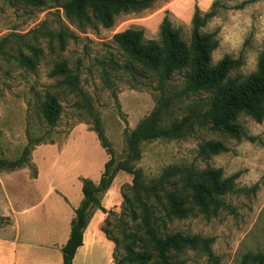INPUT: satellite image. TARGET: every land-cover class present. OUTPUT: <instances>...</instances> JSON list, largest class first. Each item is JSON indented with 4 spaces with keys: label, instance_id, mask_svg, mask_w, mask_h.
I'll list each match as a JSON object with an SVG mask.
<instances>
[{
    "label": "rangeland",
    "instance_id": "obj_1",
    "mask_svg": "<svg viewBox=\"0 0 264 264\" xmlns=\"http://www.w3.org/2000/svg\"><path fill=\"white\" fill-rule=\"evenodd\" d=\"M66 1L42 0L39 5L32 0H0V161L18 160L29 146L28 164L14 170L28 168L31 179L37 177L38 170L34 156L44 148L53 147L67 164L83 168L100 159L96 146L103 147L105 138L110 148L103 147L105 162L110 151L121 159L130 132L153 111L164 89L166 95H176L167 114L169 120L188 113L189 106L207 95L177 96L183 74L175 73L173 82L161 84L155 73L119 46L115 34L135 28L143 31L144 40L160 41L162 24L168 19L191 44L195 11L202 16L213 10L214 15L200 28L203 33H214L218 40L211 55L213 63L225 56L242 58L243 63L230 74L246 77L256 70L264 50V0H155L148 7L120 13L111 27L69 17ZM25 57L33 60V67L22 61ZM63 61L75 81L51 74L56 63ZM47 91L58 95L62 105L54 126L46 124L41 115ZM236 123L246 136L236 138L208 122L185 137L143 142L138 147L136 168L147 182L170 166L194 171L221 167L223 177L237 174L235 188L222 196L225 205L217 214L195 210L188 217L168 219L167 210L162 209L157 213V226L162 236L180 231L213 238L210 246L219 264H256L245 263L244 256L264 255V119L259 122L242 112ZM207 140L222 141L230 150L200 154L199 146ZM121 171L126 176L121 204L108 210L110 224L105 220L103 225L119 240L137 231L141 222L139 209L127 201L133 199L134 174ZM177 180L175 177L172 182ZM112 241L117 264L125 254L124 243L118 246ZM145 244L151 250V244ZM169 253L180 264H215L201 248L187 246Z\"/></svg>",
    "mask_w": 264,
    "mask_h": 264
},
{
    "label": "trees",
    "instance_id": "obj_2",
    "mask_svg": "<svg viewBox=\"0 0 264 264\" xmlns=\"http://www.w3.org/2000/svg\"><path fill=\"white\" fill-rule=\"evenodd\" d=\"M32 1L42 4V0ZM154 1L67 0L64 9L69 17H78L80 22L97 21L111 27L120 13L148 7ZM214 13L212 10L201 16L199 10L195 11L191 44L185 41L181 32L175 29L168 19L162 24L160 41L144 40L143 31L135 28H128L114 35L119 46L144 69L155 73L161 84L173 82L175 73H182V85L177 96L202 92H207V95L189 106L188 113L180 117H170L169 120L167 114L176 95H166V90H162L161 99L153 111L130 132L127 139L128 148L123 157L117 160L113 153L109 152L110 158L104 165L98 183L90 178H82L83 199L75 210L76 217L72 221L70 237L62 248L63 264H73L76 251L83 244L84 230L93 211L102 209L107 212L101 200L121 170L134 174L133 199L127 201L139 209L141 222L137 224V231L124 234L122 240L111 236L110 230L103 227L105 233L110 236L108 238L114 240L118 246L124 243L125 254L121 259H117V264H180L169 251L178 252L187 246L203 249L215 264H219V258L210 246L213 238L186 235L180 231L168 232L162 236L159 234L161 227L157 226V213L166 209L168 219L172 216L185 218L195 213V210L205 214H217L225 205L222 196L234 190L237 174L223 177L221 167L194 171L191 168L170 166L156 179L147 182L141 169L136 168L138 147L143 142L158 138L185 137L192 134L196 126L208 122H212L216 128H223L234 134L236 138H241L246 134L236 123L240 113L245 112L259 122L264 119V50L260 54L256 70L246 77L230 74L232 69L243 63L242 58L225 56L213 63L211 55L218 46V40L214 33H203L200 28ZM22 61L31 67L34 66L31 58L25 57ZM51 74L64 75V81L76 80L65 61L56 63ZM61 113L62 105L58 95L47 91L41 111L43 121L49 126H54ZM36 142L39 143L40 140L37 139ZM102 142L103 147L110 149L105 138ZM30 150L31 148L26 146L16 161H0V168L13 171L25 167ZM229 150L230 148L219 140H207L199 146L200 154H216ZM175 177H178V180L172 182ZM131 211L136 213L134 209ZM106 224H110L109 217L106 218ZM162 225L165 229L164 220ZM146 241L151 244V250L147 249ZM136 245L140 250L134 248ZM115 253L117 255V248ZM244 262L264 264V255L247 253Z\"/></svg>",
    "mask_w": 264,
    "mask_h": 264
},
{
    "label": "crops",
    "instance_id": "obj_3",
    "mask_svg": "<svg viewBox=\"0 0 264 264\" xmlns=\"http://www.w3.org/2000/svg\"><path fill=\"white\" fill-rule=\"evenodd\" d=\"M96 147L100 159L83 168L67 164L52 147L34 156L38 170L33 179L28 168L0 171V264H63L62 248L83 199L82 178L98 183L104 171L106 153L102 146ZM125 179L119 171L103 194L107 212L93 211L73 264H114L115 244L103 225L108 210L121 204Z\"/></svg>",
    "mask_w": 264,
    "mask_h": 264
}]
</instances>
